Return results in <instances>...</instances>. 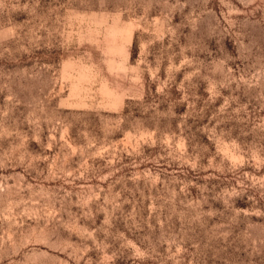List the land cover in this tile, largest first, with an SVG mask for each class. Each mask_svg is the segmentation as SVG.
Segmentation results:
<instances>
[{"label":"rangeland","instance_id":"obj_1","mask_svg":"<svg viewBox=\"0 0 264 264\" xmlns=\"http://www.w3.org/2000/svg\"><path fill=\"white\" fill-rule=\"evenodd\" d=\"M0 264H264V0H0Z\"/></svg>","mask_w":264,"mask_h":264}]
</instances>
